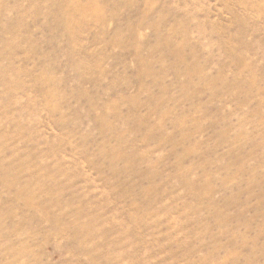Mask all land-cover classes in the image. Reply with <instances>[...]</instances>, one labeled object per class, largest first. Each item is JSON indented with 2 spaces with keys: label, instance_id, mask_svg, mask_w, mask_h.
Wrapping results in <instances>:
<instances>
[{
  "label": "rangeland",
  "instance_id": "1",
  "mask_svg": "<svg viewBox=\"0 0 264 264\" xmlns=\"http://www.w3.org/2000/svg\"><path fill=\"white\" fill-rule=\"evenodd\" d=\"M0 264H264V0H0Z\"/></svg>",
  "mask_w": 264,
  "mask_h": 264
},
{
  "label": "bare ground",
  "instance_id": "2",
  "mask_svg": "<svg viewBox=\"0 0 264 264\" xmlns=\"http://www.w3.org/2000/svg\"><path fill=\"white\" fill-rule=\"evenodd\" d=\"M85 5H86V6H84V7L89 8V10H90V9L95 10V6H94V3H93V2L88 1L87 4H85ZM81 11H82V10H81Z\"/></svg>",
  "mask_w": 264,
  "mask_h": 264
}]
</instances>
